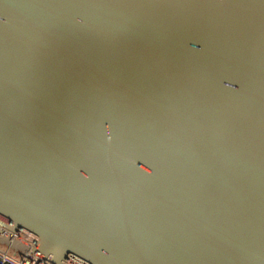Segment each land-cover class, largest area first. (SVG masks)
Here are the masks:
<instances>
[{"label":"water","instance_id":"water-1","mask_svg":"<svg viewBox=\"0 0 264 264\" xmlns=\"http://www.w3.org/2000/svg\"><path fill=\"white\" fill-rule=\"evenodd\" d=\"M0 250L264 264V0H0Z\"/></svg>","mask_w":264,"mask_h":264},{"label":"built area","instance_id":"built-area-1","mask_svg":"<svg viewBox=\"0 0 264 264\" xmlns=\"http://www.w3.org/2000/svg\"><path fill=\"white\" fill-rule=\"evenodd\" d=\"M49 261L28 251L20 255H10L0 250V264H52Z\"/></svg>","mask_w":264,"mask_h":264}]
</instances>
